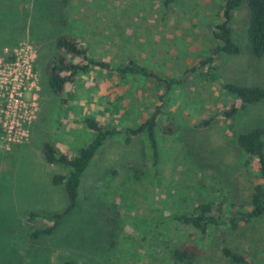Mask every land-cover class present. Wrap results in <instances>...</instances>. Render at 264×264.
<instances>
[{
  "label": "rangeland",
  "instance_id": "rangeland-1",
  "mask_svg": "<svg viewBox=\"0 0 264 264\" xmlns=\"http://www.w3.org/2000/svg\"><path fill=\"white\" fill-rule=\"evenodd\" d=\"M222 3L0 0V59L29 46L36 87L26 139L6 143L0 137V264H164L169 248L190 234L199 249L196 264H231L220 253L223 245L250 264H264V212L237 221L234 229L228 223L207 226L203 236L170 218L200 201H221L225 213L249 207L257 163L237 146L235 135L260 127L264 149V97L242 106L221 87L230 82L264 90V56L249 51L244 4L230 20L238 52L214 62L217 79L207 85L212 87L197 85L193 76L190 84L162 96L159 128L170 119L175 131L156 129L157 162L143 134L106 139L80 177L74 208L50 233L31 237L51 224L46 217L66 207L62 186L50 180L63 168L44 160L42 144L71 156L93 136L82 122L86 115L123 128L161 102L154 83L94 67L65 84L61 97L54 95L44 69L56 53L54 37L70 34L111 66L133 58L177 76L206 52ZM231 103L236 109L228 117L222 113ZM205 119L206 125H198Z\"/></svg>",
  "mask_w": 264,
  "mask_h": 264
},
{
  "label": "trees",
  "instance_id": "trees-1",
  "mask_svg": "<svg viewBox=\"0 0 264 264\" xmlns=\"http://www.w3.org/2000/svg\"><path fill=\"white\" fill-rule=\"evenodd\" d=\"M242 4L246 6L248 13L245 30L249 51L255 57L264 56V0H223L219 21L209 28L210 41L206 52L198 59L197 63L189 65L181 75L177 76L160 74L133 58H127L125 61L111 66L104 60L93 58L88 49L77 43L70 34L59 33L54 37L53 44L56 53L44 66L48 88L54 95L61 97L65 84L72 81L78 73L88 72L94 67L100 70L112 71L121 76H138L154 83V91L158 93L157 98L158 100L161 98V102L156 104L152 112L142 121L123 128H117L86 115L82 122L92 132L93 136L86 144L77 148L71 156L59 152L50 143L45 142L42 144L41 152L44 160L47 163L58 164L63 168L62 173L53 174L50 180L52 184L62 186L66 197V207L62 212L53 213L46 217L51 224L33 231L31 237L50 233L59 220L74 208L80 177L106 139L122 133L125 141H129L132 136L143 134L152 152V162H157L156 129L158 128L160 133L167 135L175 131V126L170 119H167L159 128L158 119L162 110L161 105L166 102L162 100V96H165L174 86L190 84L189 81L193 76L199 82L202 81V83L197 82V85L199 84L201 87H208L214 83L217 79L214 62L220 60L224 55L238 52V46L231 40L230 20L232 13ZM221 87L225 93L227 92L238 99L239 105L242 106L257 102L264 97V90L256 85L240 86L224 82L221 83ZM235 109V104L231 103L227 111H223L222 114L229 117ZM209 120H202L198 125H206ZM261 135L262 129L260 127H252L235 135L237 146L249 158L255 157L257 163L252 179L254 182L248 192L249 207L246 211H229L225 213L221 210L223 205L221 201L209 200L200 201L190 209L172 214L170 218L179 224L192 227L198 234L203 236L207 226L214 227L228 223L229 227L234 229L237 226V221L246 222L262 214L264 212V149ZM30 217H33V214H29L28 218ZM198 252V246L193 240L192 234H190L187 238L169 248L168 261L164 264H196ZM220 253L231 264H250L247 257L225 245L221 246ZM62 264L76 263L63 260Z\"/></svg>",
  "mask_w": 264,
  "mask_h": 264
},
{
  "label": "built area",
  "instance_id": "built-area-1",
  "mask_svg": "<svg viewBox=\"0 0 264 264\" xmlns=\"http://www.w3.org/2000/svg\"><path fill=\"white\" fill-rule=\"evenodd\" d=\"M10 55L0 59V137L6 143H19L26 139L25 123L35 107V74L29 46Z\"/></svg>",
  "mask_w": 264,
  "mask_h": 264
}]
</instances>
